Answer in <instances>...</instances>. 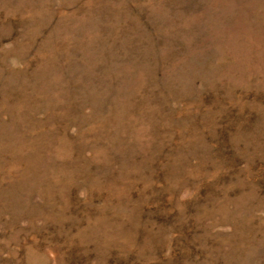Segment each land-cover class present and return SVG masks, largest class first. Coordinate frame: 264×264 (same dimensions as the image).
<instances>
[{
  "label": "rangeland",
  "instance_id": "rangeland-1",
  "mask_svg": "<svg viewBox=\"0 0 264 264\" xmlns=\"http://www.w3.org/2000/svg\"><path fill=\"white\" fill-rule=\"evenodd\" d=\"M0 264H264V0H0Z\"/></svg>",
  "mask_w": 264,
  "mask_h": 264
}]
</instances>
